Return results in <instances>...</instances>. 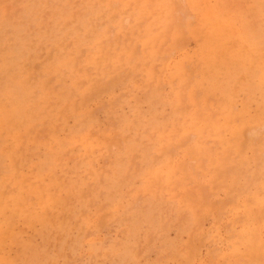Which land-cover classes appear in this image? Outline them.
I'll return each instance as SVG.
<instances>
[{
  "label": "rangeland",
  "instance_id": "obj_1",
  "mask_svg": "<svg viewBox=\"0 0 264 264\" xmlns=\"http://www.w3.org/2000/svg\"><path fill=\"white\" fill-rule=\"evenodd\" d=\"M0 264H264V0H0Z\"/></svg>",
  "mask_w": 264,
  "mask_h": 264
},
{
  "label": "bare ground",
  "instance_id": "obj_2",
  "mask_svg": "<svg viewBox=\"0 0 264 264\" xmlns=\"http://www.w3.org/2000/svg\"><path fill=\"white\" fill-rule=\"evenodd\" d=\"M207 1V0H206ZM97 2V1H96ZM70 4V3H69ZM208 8V7H207ZM56 9V8H55ZM192 9V8H191ZM174 10H176V9H174ZM90 11V10H89ZM177 11V10H176ZM212 11V10H211ZM184 12V11H183ZM201 12H203V11H201ZM175 14V13H174ZM216 14V13H215ZM81 15V14H80ZM198 15V14H197ZM209 15V14H208ZM59 16V15H58ZM202 16H203V14H202ZM201 16V17H202ZM104 17V16H103ZM54 21V20H53ZM215 21V20H214ZM92 22V21H91ZM183 24V23H182ZM88 25V24H87ZM216 25V24H215ZM101 26V25H100ZM182 26V25H181ZM209 26V25H208ZM217 26V25H216ZM214 28H216V27H214ZM222 28V27H221ZM15 33V32H14ZM42 36V35H41ZM84 40V39H83ZM87 42V41H86ZM74 45V44H73ZM94 47V46H93ZM16 51V50H15ZM60 59V58H59ZM51 63V62H50ZM51 66V65H50ZM67 73V72H66ZM25 74V73H24ZM19 78V77H18ZM55 78V77H54ZM6 81V80H5ZM69 85V84H68ZM5 89V88H4ZM50 91V90H49ZM10 102V101H9ZM22 116V115H21ZM112 133H115V132H112ZM112 135V134H111ZM117 135V134H116ZM109 136H110V134H109ZM116 137V136H115ZM248 137V136H247ZM115 138H113V141H115L114 140ZM89 195V194H88ZM104 214V213H103Z\"/></svg>",
  "mask_w": 264,
  "mask_h": 264
}]
</instances>
